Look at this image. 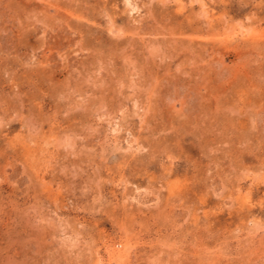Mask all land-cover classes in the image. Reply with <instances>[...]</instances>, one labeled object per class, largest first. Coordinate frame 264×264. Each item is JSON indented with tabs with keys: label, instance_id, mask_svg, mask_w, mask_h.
I'll list each match as a JSON object with an SVG mask.
<instances>
[{
	"label": "rangeland",
	"instance_id": "obj_1",
	"mask_svg": "<svg viewBox=\"0 0 264 264\" xmlns=\"http://www.w3.org/2000/svg\"><path fill=\"white\" fill-rule=\"evenodd\" d=\"M129 3L0 0V264H264V0Z\"/></svg>",
	"mask_w": 264,
	"mask_h": 264
},
{
	"label": "bare ground",
	"instance_id": "obj_2",
	"mask_svg": "<svg viewBox=\"0 0 264 264\" xmlns=\"http://www.w3.org/2000/svg\"><path fill=\"white\" fill-rule=\"evenodd\" d=\"M127 4H130V3H129V0H127ZM135 6H136V5H135ZM133 9H134V7H132V10H133Z\"/></svg>",
	"mask_w": 264,
	"mask_h": 264
}]
</instances>
